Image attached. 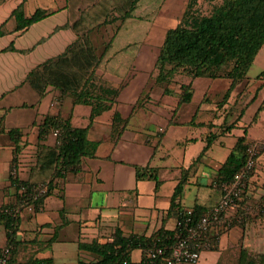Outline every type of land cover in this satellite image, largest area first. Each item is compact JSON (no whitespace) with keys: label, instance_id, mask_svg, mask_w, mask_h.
<instances>
[{"label":"crops","instance_id":"crops-1","mask_svg":"<svg viewBox=\"0 0 264 264\" xmlns=\"http://www.w3.org/2000/svg\"><path fill=\"white\" fill-rule=\"evenodd\" d=\"M129 1L0 0V25L5 22L6 30L0 36V208L15 199L10 187L14 167L21 180L45 183L52 178L57 135L51 130L39 139L40 126L47 116L88 128L89 139L98 143L95 156L83 157L77 172L55 179L53 193L38 210L20 213L12 264L96 261L98 255L81 250L79 241H112L117 228L125 235L146 236L161 229L175 230L181 210H193L199 204L212 208L221 198L216 186L222 189L224 181L218 183V171L237 138L245 134L242 125L251 123L259 100L240 117L242 111L236 108L241 102L236 103L234 98L236 87L229 99L222 100L223 105L209 97L220 90L225 92L230 86L228 78L224 82L227 84L218 88V78H191L181 73L168 84L170 93H165V85L155 83L162 42L147 43L151 38L147 33L146 39L131 35L116 44L128 20L122 16ZM20 4L26 16L38 8L49 14L27 29L16 31V20L10 15ZM190 81L192 98L181 102V85ZM87 87L91 96L103 93V88L105 92L117 90L116 94H102L111 107L94 119L92 105L77 103L75 96ZM261 92L262 102L264 88ZM230 104L233 115L227 119L224 108ZM115 112L123 119L116 133ZM226 123L232 126L226 129ZM12 129L21 131L23 146L11 170L15 147L9 134ZM249 129V142L264 140V136H249ZM211 133L213 142L201 155ZM219 153H224V160L216 159ZM259 161L264 170V154ZM147 166L156 170L158 180L138 179L137 167ZM185 175L180 204L173 207L175 189ZM191 184L196 190L191 203H187ZM248 190L249 186L244 194L252 193ZM262 192L259 188L255 194L258 200H246L243 194L238 206L228 210L227 218H238L240 223L243 213L255 210L264 201ZM255 201L257 205L252 203ZM235 228L240 236L233 232ZM222 230L215 247L205 249L197 264H232L231 260L227 263L232 255L229 252L236 260L242 248L264 251V230L255 231L254 222L246 229L230 224ZM0 234L1 248L7 243V229L1 220ZM53 236L56 238L51 241ZM147 249H134L124 264H147Z\"/></svg>","mask_w":264,"mask_h":264},{"label":"trees","instance_id":"trees-1","mask_svg":"<svg viewBox=\"0 0 264 264\" xmlns=\"http://www.w3.org/2000/svg\"><path fill=\"white\" fill-rule=\"evenodd\" d=\"M140 1H129L128 9L122 16L123 20L131 18L132 12L139 6ZM196 3L197 0H189L181 21L175 27L167 30L155 64L157 69L155 83L164 84L165 93H170L168 84L174 81L178 73L186 74L191 78L208 76L216 79L226 77L230 80V86L225 91V97L223 98L225 100L233 89L247 78L251 65L264 46V0H224L209 14L198 13L194 8ZM48 14L46 10L38 8L31 16H26L22 4H20L12 11L10 16L16 20L15 30L22 31L45 18ZM4 25L5 22L0 25V36L6 34ZM10 49H14L13 45L10 46ZM229 63L232 64L230 69L223 73L219 71ZM33 72L29 75V79L32 77ZM262 73L264 74V72ZM181 88L180 101H190L192 98V81L183 83ZM103 89V93H107V91L117 93V90L106 89L105 92ZM87 90L88 87L75 93V96L77 97V103L84 102L92 105L91 117L94 119L111 106L107 103L106 98L102 97L103 93L91 96L87 93ZM263 106L264 103L258 107L253 115V124L263 115ZM113 122L114 132L116 133L121 130V123L123 122L119 112H115ZM56 129L59 130L56 145V168L52 178L45 182L47 186L45 194L34 199L31 191L39 183L21 180L18 175L14 176L10 173V187L13 188L15 199L1 206L0 220L7 229V243L4 246L10 245L12 247V256L16 246L15 235L20 227V213L27 209L29 205H34L35 210H38L45 198L53 193L56 187L55 179L65 177L67 172H77L83 157L95 156L98 143L89 139L88 128L75 127L69 120H63L57 116L49 115L44 119L40 126L39 139L41 140L49 131ZM244 129L245 134L237 138L232 151L218 171V183L230 180L246 163L251 141H248L247 129ZM9 134L15 141L12 170L14 165H17V159L23 145L20 142L21 131L19 129L10 130ZM207 141L201 155L213 142L212 133L208 135ZM137 177L138 179L148 177L158 180L156 170L150 166L137 167ZM185 181L186 175L183 182L181 181L175 189L172 198L173 207L180 204L178 199L181 198ZM248 184L245 189L248 188ZM216 187L220 190L222 197L221 187H218V184ZM180 209L181 207H179ZM209 209V207L206 208L200 204L196 205L193 208L194 215L198 217ZM215 229L218 232L213 229L215 233L213 230L211 233H214L213 236L216 241L223 230L219 227ZM174 233L175 230L173 229H161L151 236L136 233L125 235L120 228H117L112 241L103 242L99 239L91 242L79 241L81 250L96 253L98 259L96 261L81 259L78 264H124L125 261L130 260V254L136 248H142L145 251L155 244L163 245L174 242ZM55 238L53 236L51 241H54ZM253 255L252 251L242 248L239 264H264V252H261L258 256L253 257ZM12 256L9 264H12Z\"/></svg>","mask_w":264,"mask_h":264},{"label":"rangeland","instance_id":"rangeland-1","mask_svg":"<svg viewBox=\"0 0 264 264\" xmlns=\"http://www.w3.org/2000/svg\"><path fill=\"white\" fill-rule=\"evenodd\" d=\"M189 0H141L139 3V6L134 9L132 12L131 18H128L127 22L125 25L122 27L118 40L116 44L120 43L122 40H124L127 37H132L131 35H134L132 38L136 39H146L145 36H147V33L151 38H148L146 40L147 43H151L153 41L162 42L164 40V36L169 28L175 27L182 19V16L184 14V11L186 10L187 3ZM224 0H197L196 5L194 8H196L197 12L200 14H209L211 13L214 8L220 4L223 3ZM137 19V20H136ZM232 67V64L229 63L225 65L221 70L222 73L225 72L226 70L230 69ZM264 46L260 50L259 54L257 55L254 63L251 65L247 78L239 83L236 86V94L234 95V98L236 100V103L241 102V107H238L236 109L240 110L241 109V117L246 113V111L249 109L250 105H254V101L259 100L258 106L264 103V101L261 102V96L263 93L261 92L262 89L264 88ZM262 73V74H261ZM226 77L223 78V81L221 79H217L219 85H217L218 88L224 87L227 83L226 82ZM222 81V82H221ZM232 93V92H231ZM230 95L225 98V100L229 99ZM212 94V95H211ZM209 95L212 96L211 98H216L218 100V103H222L223 98L225 97L224 94L225 92L222 90L219 91V93H216L213 96V93ZM202 94H199V97H201ZM208 97V98H209ZM239 101V102H237ZM254 107V106H253ZM252 108V107H251ZM264 108V106H263ZM226 112V117L227 119L230 117L229 115H233V106L230 104L229 106H226L224 108ZM258 121V122H257ZM256 123L253 125L252 121L248 125H242V128H246L247 131L249 129L248 135L251 137H262L264 136V114L260 117V119H257ZM232 125H226V129L230 128ZM54 132V131H53ZM232 139H235L233 136H231ZM257 142L261 149V152H259V158L264 154V140L263 141H251V143ZM224 148V147H223ZM192 149H194L192 147ZM226 148H224L225 150ZM227 150V149H226ZM217 160H224L225 155L224 153H219L216 154ZM218 163V162H216ZM260 161L257 163V169L254 171L253 177H257V179H252L248 182L249 184V190L252 193L249 195L248 193L244 194L245 199L247 200V197L252 199V200H258V197H255V194H257V191H259V188H262L264 190V181L261 182V175L264 174V170H261L260 168ZM261 171V172H260ZM196 186L195 185H190V188L187 189V203H191V201L194 198ZM260 194V193H259ZM258 194V195H259ZM264 192L260 194V196ZM97 196V195H96ZM98 198V197H96ZM264 198V197H263ZM256 203L257 202H252ZM255 205V206H256ZM262 206V208H260ZM259 207H254L255 210H248L246 213H243L242 215V220L239 223V219H232L231 221V226H235L236 224L241 225L243 229H246L247 227L251 226V223L254 222V229L255 231H263L264 230V201L260 204ZM259 210L260 213H259ZM233 232H239L238 229H234ZM236 235H234L235 237ZM1 237V234H0ZM238 238V236H236ZM261 240V239H259ZM215 240L214 236L211 235L210 237V245L207 246L206 248H214L215 247ZM214 244V245H213ZM261 249V248H260ZM260 249H253L252 255L258 256L261 252L264 251H259ZM237 251V250H236ZM239 251V249H238ZM226 253V252H225ZM230 256H228V261L227 263L231 260L232 264H239V257L240 254L236 255L237 259L235 260V257H233V252H229ZM225 257V255H224ZM223 257V258H224ZM234 262V263H233Z\"/></svg>","mask_w":264,"mask_h":264},{"label":"built area","instance_id":"built-area-1","mask_svg":"<svg viewBox=\"0 0 264 264\" xmlns=\"http://www.w3.org/2000/svg\"><path fill=\"white\" fill-rule=\"evenodd\" d=\"M58 135L59 130L53 132ZM260 145L250 143L245 165L227 181L222 182L223 194L220 201L207 212L195 217L192 209H183L179 213L176 224L174 242L167 244H155L146 251L145 261L147 264H197L201 259L202 252L210 245L211 231L217 227L225 228L231 224L227 218V212L238 206L246 185L251 180L257 169ZM16 176L17 169L13 168ZM47 186L39 183L32 188L34 199L45 194ZM34 205H29L27 210L33 211ZM159 243V242H158ZM12 256L10 245L0 248V264H9Z\"/></svg>","mask_w":264,"mask_h":264}]
</instances>
